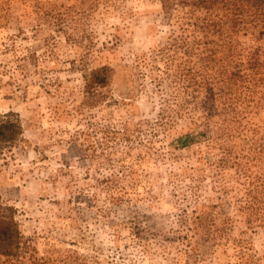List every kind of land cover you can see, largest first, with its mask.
<instances>
[{
    "label": "rangeland",
    "instance_id": "rangeland-1",
    "mask_svg": "<svg viewBox=\"0 0 264 264\" xmlns=\"http://www.w3.org/2000/svg\"><path fill=\"white\" fill-rule=\"evenodd\" d=\"M260 7L200 51L188 23L217 12L0 0V115L23 128L0 153V197L20 230L0 264H264V224L245 214L252 195L264 204ZM101 66L108 83L88 91L84 71ZM186 133L200 142L181 146Z\"/></svg>",
    "mask_w": 264,
    "mask_h": 264
},
{
    "label": "trees",
    "instance_id": "trees-1",
    "mask_svg": "<svg viewBox=\"0 0 264 264\" xmlns=\"http://www.w3.org/2000/svg\"><path fill=\"white\" fill-rule=\"evenodd\" d=\"M256 1L257 0H160L167 19H170L175 14L183 12L184 10L188 12L192 11V16H194L197 10L209 13L214 11L219 14L216 20H202L200 17H195L194 21L188 23L190 26L189 34L191 36L192 46L193 48L200 49V51L209 50L208 46L214 42L213 40L209 41L211 37H221L223 34H227L232 38L233 33L237 32L240 26L245 27L247 25L245 7H252V4ZM260 10L263 11L261 7ZM259 13L251 15L252 23L250 24L252 29L264 35V11L258 17L257 15ZM199 56H201L200 59L203 64L210 63L212 60L214 61L213 54L200 53ZM84 76L86 81L85 87L88 91L92 88L97 89L103 87L108 83V67L101 66L89 72L84 71ZM211 130L213 133L212 139L215 141L213 144L220 148L222 136L215 128ZM22 134L23 128L17 113L14 111H7L0 115V153L4 149H10L22 137ZM178 141L181 146H188L199 140L195 134L186 133L184 136L180 137ZM206 152L210 153L211 150H206ZM127 172L128 175L125 174L127 177L124 181L127 182L129 190H135L137 184L132 178L131 169ZM222 190L227 193L228 187H223ZM247 207L248 210L245 214L248 216H255L256 220H259V224H264V204L261 203L257 197L252 195L251 199L247 200ZM206 208H208V206ZM14 213V207L6 204L0 197V255L12 256L18 253L20 247V230ZM184 220L186 219H181V223L188 224V222ZM199 223L202 227L203 224L201 219L194 223L197 228L200 227Z\"/></svg>",
    "mask_w": 264,
    "mask_h": 264
}]
</instances>
